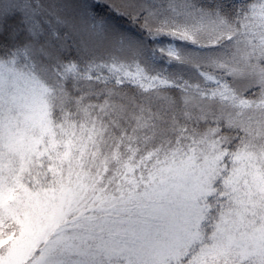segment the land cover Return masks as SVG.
Here are the masks:
<instances>
[{
	"label": "snow or ice",
	"instance_id": "obj_1",
	"mask_svg": "<svg viewBox=\"0 0 264 264\" xmlns=\"http://www.w3.org/2000/svg\"><path fill=\"white\" fill-rule=\"evenodd\" d=\"M0 264H264V0H0Z\"/></svg>",
	"mask_w": 264,
	"mask_h": 264
}]
</instances>
